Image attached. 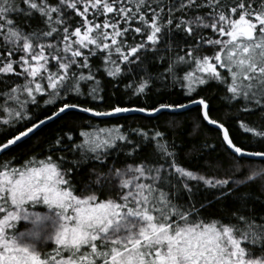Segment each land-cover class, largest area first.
<instances>
[{"label": "trees", "instance_id": "obj_1", "mask_svg": "<svg viewBox=\"0 0 264 264\" xmlns=\"http://www.w3.org/2000/svg\"><path fill=\"white\" fill-rule=\"evenodd\" d=\"M232 20L264 0H0V264H264V65L196 72Z\"/></svg>", "mask_w": 264, "mask_h": 264}, {"label": "rangeland", "instance_id": "obj_2", "mask_svg": "<svg viewBox=\"0 0 264 264\" xmlns=\"http://www.w3.org/2000/svg\"><path fill=\"white\" fill-rule=\"evenodd\" d=\"M229 21V20H228ZM226 21V22H228ZM226 22H222L221 23V28L223 30V35L222 37H220V41L223 43V47H225V52H222L219 55H215L214 57V62L213 63H208V65H204L203 64H199V66L196 69L197 72V76L198 77H207V76H211L214 73V69H216V67L220 66L221 68H225L226 70L228 69L229 73H231V78H234L235 76L233 75V73L236 74H246L247 72V68H248V64L246 61H250L251 63H253L254 65L257 64L259 66H263L264 65V34L263 35H255L252 32V29L250 26L247 25V23H245V20H232V23L228 25V23ZM243 27H247L250 29L251 31V37L253 36V38L249 41H245L243 39V37L238 33V31L243 28ZM262 33V32H261ZM253 62H252V61ZM261 66V67H262ZM260 67V68H261ZM40 65H38L37 67L32 66L30 72L33 75H37L38 73H40ZM259 75H264V71H260L258 72ZM231 83V89L232 90H237V88L242 87L245 85V83L248 81L250 82L252 80V78H244L242 80L236 81L237 79H230ZM242 82V84H238L239 82ZM252 85H253V81ZM50 226V225H49ZM48 226V227H49ZM66 229V228H65ZM65 229L63 230V232L65 231ZM62 232V233H63ZM48 232L46 231L45 233H40V234H36V236H41V240L45 241L46 237H48L50 234H47ZM61 233V234H62ZM31 236V235H30ZM28 235V237H30ZM33 236V233H32ZM173 236H171V234L166 235L163 240L161 241L162 243L164 242V240H166V242H172V238ZM224 243H225V247H223L224 251L228 254L231 255V257L238 262V260L236 259V255L238 257L237 252V247L234 244V242L229 241L228 240V236L224 235ZM32 240H23L20 239L18 240L19 244H23L24 246L27 244L30 245L31 247L34 246L35 242L34 239L31 238ZM40 242V241H38ZM221 245V242H218ZM5 244L7 246L13 247L16 242L13 241L12 243L9 242H5ZM159 239L155 238L152 241H147L145 243V247L147 248V246H157L159 245ZM5 245V247H7ZM147 245V246H146ZM211 250V248H208L202 244H198V243H193L191 246H187L185 253L182 254V257L188 262V264H200L201 260L204 259V256H201V259L198 258V256L200 254H204V252ZM125 255V256H124ZM124 255H119L116 256L117 258H114V263L115 264H137V262H140L138 259V255L136 253H128V254H124ZM137 255V256H136ZM35 261V260H33ZM192 262V263H191ZM34 263V262H33ZM32 263V264H33ZM214 263V259L213 258H209L205 260V264H213ZM58 264H60V262H58ZM66 264V263H64ZM151 264H165L163 261H152L151 260Z\"/></svg>", "mask_w": 264, "mask_h": 264}, {"label": "water", "instance_id": "obj_3", "mask_svg": "<svg viewBox=\"0 0 264 264\" xmlns=\"http://www.w3.org/2000/svg\"><path fill=\"white\" fill-rule=\"evenodd\" d=\"M238 33L243 37V39L245 41H249L251 39V31L247 27L241 28L238 31ZM193 107H200L201 110H202V115L205 117L206 105L203 102H201V101H196V102L190 103L188 105H184L182 107H178V108L175 109V112L176 113L183 112V111L188 110V109L193 108ZM127 112H129V111H127V110H117V111L114 112V115H121V114H125ZM236 152L239 155L241 154V152H239V151H236Z\"/></svg>", "mask_w": 264, "mask_h": 264}]
</instances>
